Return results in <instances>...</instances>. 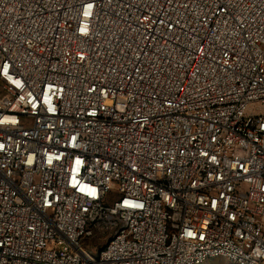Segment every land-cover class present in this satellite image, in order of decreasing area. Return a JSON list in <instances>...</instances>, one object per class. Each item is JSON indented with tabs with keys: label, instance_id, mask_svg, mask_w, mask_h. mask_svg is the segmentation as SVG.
I'll list each match as a JSON object with an SVG mask.
<instances>
[{
	"label": "built area",
	"instance_id": "built-area-1",
	"mask_svg": "<svg viewBox=\"0 0 264 264\" xmlns=\"http://www.w3.org/2000/svg\"><path fill=\"white\" fill-rule=\"evenodd\" d=\"M264 264V0H0V264Z\"/></svg>",
	"mask_w": 264,
	"mask_h": 264
},
{
	"label": "rangeland",
	"instance_id": "rangeland-1",
	"mask_svg": "<svg viewBox=\"0 0 264 264\" xmlns=\"http://www.w3.org/2000/svg\"><path fill=\"white\" fill-rule=\"evenodd\" d=\"M201 264H233V263H230L223 258H214V259L206 260Z\"/></svg>",
	"mask_w": 264,
	"mask_h": 264
}]
</instances>
